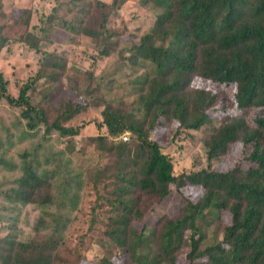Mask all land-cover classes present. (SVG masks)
Wrapping results in <instances>:
<instances>
[{"label": "trees", "instance_id": "16d2710c", "mask_svg": "<svg viewBox=\"0 0 264 264\" xmlns=\"http://www.w3.org/2000/svg\"><path fill=\"white\" fill-rule=\"evenodd\" d=\"M140 1L160 10L141 34L120 15L125 0H58L35 25L31 8H24L16 21L25 29L15 37L5 32L9 22L0 0V58L16 43L41 58L36 73L16 83L17 96L11 79L0 72V101L19 107V119L25 120L24 126L15 125L7 142L0 140V222L9 221V232L0 237V264H61L59 248L88 188L97 194L90 227L100 211L106 244L120 251L126 264H180L185 246L190 247L186 264H264V0ZM58 29L71 34L70 43L89 38L97 52L95 63L116 52L126 59L136 73L137 97L129 107L100 93L92 67L82 72L83 87L79 76L73 79V88L86 100H67L49 120L32 94L41 80L46 96L58 94L62 81L70 78L67 54L50 49ZM195 76L236 90L230 100H222L213 89L192 86ZM92 105L103 107L99 126L106 133L89 140L110 162L86 169L73 162L71 140L57 149L45 136L53 131L79 135L83 124L65 122ZM174 125L172 140L184 130L209 127L202 138L207 165L175 173L173 159L152 138L157 128ZM42 126L44 143L32 142L14 158L12 147L39 137ZM126 132L130 136L124 140ZM237 143L249 166L216 169L213 163ZM172 184L178 192L192 185L202 194L184 197L174 214L165 212L154 226L138 229L135 221L166 199ZM30 205L39 212L36 238L19 239L22 210ZM224 212L231 214L229 224L223 222ZM218 231L221 239L215 238Z\"/></svg>", "mask_w": 264, "mask_h": 264}, {"label": "rangeland", "instance_id": "374dc122", "mask_svg": "<svg viewBox=\"0 0 264 264\" xmlns=\"http://www.w3.org/2000/svg\"><path fill=\"white\" fill-rule=\"evenodd\" d=\"M111 2L112 0H105ZM3 9L7 12L8 28L5 31L10 36H19L25 29L21 22L16 21L17 17L22 13L24 8H31L32 18L31 25L38 24L40 17L50 13L58 0H1ZM160 12L151 2L142 4L140 0H125L121 7L120 15L128 24L131 30L138 34L150 28L153 14ZM55 43L50 47L59 52H65L68 57V73L70 78L65 77L62 81V90L58 94H50L46 96L47 91L43 88L42 80L39 88L32 94L34 102L41 103L48 113V118L53 121L63 110L64 103L69 99L84 102L86 96L78 88H73V79L78 77V84L83 87L85 80H82V72L90 70L94 67L96 82L101 86L100 93L107 99L115 102H126L125 107H129L136 97L137 91L133 87L132 81L136 73L132 70L129 63L119 53H113L108 58L94 62L97 52L92 41L86 36L76 37V41L70 43L71 34L65 30L58 29L57 33L52 35ZM57 42V43H56ZM41 58L34 50L28 48L24 43H16L11 46L10 50H6L0 58V72H3L12 81V92L14 96L18 95V86L26 81L30 76L34 75L40 67ZM67 76V74H66ZM19 85H17V84ZM192 86L213 89L218 97L232 98L236 87L227 85L213 84L209 80L195 76ZM79 87V88H80ZM82 89V88H80ZM229 99V100H230ZM40 101V102H39ZM219 106H221L219 104ZM102 106L92 105L88 109L75 115L72 120L65 122V125H80L84 127L77 136H61L57 131L51 132L45 136L48 139V145L51 148H65L67 142L71 140L74 149L71 157L76 165L90 169L94 166L105 165L110 162V158L99 150L93 140H89L91 136L105 134L104 127L99 126L102 120ZM235 112L234 109H230ZM21 109L7 103L5 100L0 101V140L7 142V138L11 132H14L15 125L24 126L25 120L19 119ZM20 120V121H19ZM175 125L167 127H159L152 133V138L158 140L166 152L174 162V171L180 174L183 171L198 169L207 165V155L203 147L202 138L208 126H203L201 130H184L178 137L172 140L175 133ZM45 126L39 130L40 136L24 140L17 146H13L10 153L18 159V152L25 148H31L32 142L44 143ZM38 134V135H39ZM130 136V133H128ZM214 167L218 170H231L235 167L247 168L250 162L245 158L242 152V144L237 143L228 156L219 161H215ZM171 193L166 199L156 202L151 209L147 210L146 215L139 221H135V226L140 229L143 224L149 227L154 226L157 219L163 213L174 214L184 203V197L197 199L201 196L202 190L188 185L182 189V193L176 191L175 184L171 185ZM96 191L88 188L83 192V197L76 212L73 214L72 223L66 232V240L60 246L61 264H105L104 260H108V264H126L124 256L118 250L110 248L106 242L104 235L105 220L99 211V221L94 222L91 226L93 210L95 204ZM38 211L34 206H27L22 210L20 221L18 223V238L30 239L36 238L34 224L38 217ZM223 222L229 224L231 222V214L223 213ZM8 220L0 222V237L5 236L9 232L7 224ZM211 230L215 228L213 225ZM209 237H213V233L209 232ZM218 239L222 238V233L217 232ZM190 247L185 246L180 251L178 262L180 264L187 263L186 254Z\"/></svg>", "mask_w": 264, "mask_h": 264}, {"label": "built area", "instance_id": "2783aa9c", "mask_svg": "<svg viewBox=\"0 0 264 264\" xmlns=\"http://www.w3.org/2000/svg\"><path fill=\"white\" fill-rule=\"evenodd\" d=\"M128 133H129V132L124 133L121 137H122L124 140H126V139L128 138Z\"/></svg>", "mask_w": 264, "mask_h": 264}]
</instances>
